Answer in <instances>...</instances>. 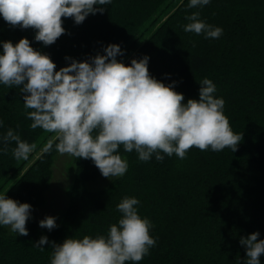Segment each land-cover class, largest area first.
<instances>
[{
	"label": "trees",
	"instance_id": "16d2710c",
	"mask_svg": "<svg viewBox=\"0 0 264 264\" xmlns=\"http://www.w3.org/2000/svg\"><path fill=\"white\" fill-rule=\"evenodd\" d=\"M190 0H111L103 13L89 14L79 25L62 18V34L45 46L35 40L33 28L11 26L0 15V55L3 43L15 45L26 38L30 46L50 57L55 71L77 62H89L104 49L119 45L118 62L149 57V75L188 99H199L204 78L216 86L214 96L225 101L224 114L234 134H242L237 150L214 152L190 148L184 159L175 154L157 161H141L138 153H118L126 173L108 188L90 191L87 183L102 174L91 159L76 158L70 205L52 232L26 224L27 236L11 234L0 225V264H50L52 243L85 235L107 237L110 226L122 217L117 205L125 197L139 200L141 218L152 227L156 244L139 262L125 264H246L241 238L258 232L264 240V0H210L189 8ZM193 12L206 24L223 29L219 38L185 32ZM69 57L71 59H65ZM22 86L0 83V195L38 208L45 203L52 175L53 149L43 147L54 135L30 127ZM14 130L23 141L35 144L28 160H16L3 136ZM164 155L163 153H161ZM41 236L48 244L34 245ZM264 264V254L259 257Z\"/></svg>",
	"mask_w": 264,
	"mask_h": 264
},
{
	"label": "clouds",
	"instance_id": "9594fccd",
	"mask_svg": "<svg viewBox=\"0 0 264 264\" xmlns=\"http://www.w3.org/2000/svg\"><path fill=\"white\" fill-rule=\"evenodd\" d=\"M210 0H190L189 8L209 4ZM111 0H0V15L11 26L33 28L35 40L52 45L65 33L62 18L70 17L81 24L89 14L103 13ZM199 12L187 17L190 23L185 32L205 34V38H219L223 29L206 24ZM105 55H96L89 62L72 60L67 67L55 71L56 65L46 54L34 50L26 38L13 45L3 43L0 55V83L22 86L26 113L32 129L40 128L54 135L42 151L53 149L60 155L91 159L105 178L121 177L128 168L118 153L135 150L141 161L153 155L163 161L165 155L175 154L184 159L187 151L196 147L214 152L230 148L237 150L242 134H234L224 114L225 101L214 96L216 86L204 78L200 82L199 99H188L149 75V57L132 59L130 66L118 62L123 55L119 45L110 44ZM71 59L69 57L65 58ZM2 123V122H0ZM15 142L12 149L16 160H28L35 144L23 141L11 128L3 136V149ZM163 153L164 155H162ZM134 197H125L117 205L122 213L118 224L110 226L107 237L85 235L82 239L68 238L62 244L52 243L50 264H125L139 262L156 244L150 235L151 222L141 218ZM31 205L19 203L0 195V225L14 233L28 235L26 222ZM41 228L54 229V217L39 222ZM259 233L241 238L246 248V264H260L264 254V240ZM41 236L34 245L43 250L48 244Z\"/></svg>",
	"mask_w": 264,
	"mask_h": 264
},
{
	"label": "rangeland",
	"instance_id": "374dc122",
	"mask_svg": "<svg viewBox=\"0 0 264 264\" xmlns=\"http://www.w3.org/2000/svg\"><path fill=\"white\" fill-rule=\"evenodd\" d=\"M76 158L67 154L60 155L58 152L54 158L53 175L50 187L45 194V203L30 210V217L26 224L35 223L41 230L45 232H52L62 220L68 206L70 205L69 191L74 184L75 179ZM113 178H105L101 175L96 181L87 183L85 185L90 191H97L108 188L114 181ZM46 217H54L56 227L52 230L41 228L39 222ZM11 234L18 235L10 230V227L5 226Z\"/></svg>",
	"mask_w": 264,
	"mask_h": 264
}]
</instances>
